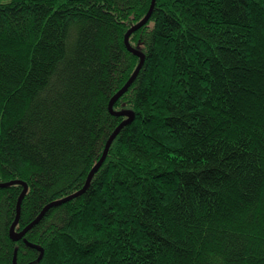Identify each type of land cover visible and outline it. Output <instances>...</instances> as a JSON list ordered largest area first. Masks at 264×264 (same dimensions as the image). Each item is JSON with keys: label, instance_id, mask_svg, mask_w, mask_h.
Returning a JSON list of instances; mask_svg holds the SVG:
<instances>
[{"label": "trees", "instance_id": "1", "mask_svg": "<svg viewBox=\"0 0 264 264\" xmlns=\"http://www.w3.org/2000/svg\"><path fill=\"white\" fill-rule=\"evenodd\" d=\"M0 0V264H264V0Z\"/></svg>", "mask_w": 264, "mask_h": 264}, {"label": "water", "instance_id": "2", "mask_svg": "<svg viewBox=\"0 0 264 264\" xmlns=\"http://www.w3.org/2000/svg\"><path fill=\"white\" fill-rule=\"evenodd\" d=\"M154 4H155V0H151V4L149 6V9L147 11V13L145 14V16L140 20L138 21L137 23H135L134 25H132L125 33L124 35V43L127 47V49L129 51H131L132 53H134L135 55H137L140 60H139V63L137 65V67L135 68V70L133 71V73L131 74V76L128 78V80L122 85V87H120L114 94L113 96L111 97V99L109 100V103H108V109L110 112L114 113V114H118V115H123V116H126V119H124L114 130L113 132L110 134V136L108 137V139L106 140V143L104 145V148H103V151L101 153V156L99 157L98 161L94 164V166L91 168V170L89 171L87 177H86V180H85V183L84 185L79 189L77 190L76 192L74 193H71L65 197H62L60 199H57V200H54V201H51L49 202L47 205H45L43 207V209L41 210V212L28 224L26 225L21 231H15L14 230V227L15 225L17 224V221H18V218H19V213H20V204H21V201H22V198L27 190V184L23 181H20V180H13V181H10L8 183H22L23 185V189L18 197V201H17V209H16V217L14 219V221L12 222L11 226H10V237L13 239V240H17L19 239L33 224H35L38 219L44 214V212L51 206H54V205H57V204H60L62 202H65L69 199H71L72 197H75L77 195H79L80 193H82L85 188L88 186L93 174L98 170V168L101 166V164L103 163L105 157H106V154L108 152V149L110 147V144L112 143L113 139L115 138V136L118 134L120 128L128 123L129 121H131L132 117H133V112L132 111H129V110H121V111H114L113 110V105L114 103L117 101V99L128 89V87L130 86V84L133 82L134 78L136 77L142 63H143V60H144V55L138 51V50H135L133 49V47L129 44L128 42V38H129V35L136 31L137 29H139L143 24H145L150 15H151V12H152V9L154 7ZM6 183H0V186L1 185H4Z\"/></svg>", "mask_w": 264, "mask_h": 264}, {"label": "bare ground", "instance_id": "3", "mask_svg": "<svg viewBox=\"0 0 264 264\" xmlns=\"http://www.w3.org/2000/svg\"><path fill=\"white\" fill-rule=\"evenodd\" d=\"M149 18H150V17H149ZM130 35H131V34H130ZM130 35H129V36H130ZM6 183H7V182H6ZM5 185H6V184H5Z\"/></svg>", "mask_w": 264, "mask_h": 264}, {"label": "rangeland", "instance_id": "4", "mask_svg": "<svg viewBox=\"0 0 264 264\" xmlns=\"http://www.w3.org/2000/svg\"><path fill=\"white\" fill-rule=\"evenodd\" d=\"M151 4V3H150Z\"/></svg>", "mask_w": 264, "mask_h": 264}]
</instances>
